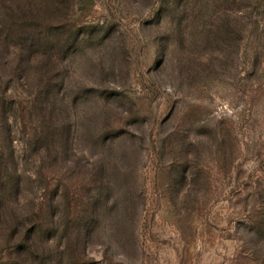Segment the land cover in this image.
<instances>
[{
  "label": "rangeland",
  "instance_id": "1",
  "mask_svg": "<svg viewBox=\"0 0 264 264\" xmlns=\"http://www.w3.org/2000/svg\"><path fill=\"white\" fill-rule=\"evenodd\" d=\"M30 1L0 4V264H264V0Z\"/></svg>",
  "mask_w": 264,
  "mask_h": 264
},
{
  "label": "trees",
  "instance_id": "2",
  "mask_svg": "<svg viewBox=\"0 0 264 264\" xmlns=\"http://www.w3.org/2000/svg\"><path fill=\"white\" fill-rule=\"evenodd\" d=\"M2 1L3 0H0V4L2 3ZM11 1L19 2L20 0H11ZM48 1H50V0H31L28 4H25V3L23 4V6H24L23 9L17 10V9H19V8H17L16 10L15 9H13V10L17 13H21V15H23V17H25L26 19H29V18L33 17V10H34V7L36 8V6L41 5L42 8L45 10L44 12H46L47 10L50 11ZM47 4H48V9H47Z\"/></svg>",
  "mask_w": 264,
  "mask_h": 264
}]
</instances>
